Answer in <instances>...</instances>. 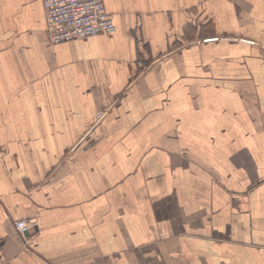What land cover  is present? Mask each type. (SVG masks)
Wrapping results in <instances>:
<instances>
[{
    "label": "crops",
    "instance_id": "1",
    "mask_svg": "<svg viewBox=\"0 0 264 264\" xmlns=\"http://www.w3.org/2000/svg\"><path fill=\"white\" fill-rule=\"evenodd\" d=\"M104 4L0 0V264H264V0Z\"/></svg>",
    "mask_w": 264,
    "mask_h": 264
},
{
    "label": "built area",
    "instance_id": "2",
    "mask_svg": "<svg viewBox=\"0 0 264 264\" xmlns=\"http://www.w3.org/2000/svg\"><path fill=\"white\" fill-rule=\"evenodd\" d=\"M47 34L51 44L81 40L115 31L111 14L104 0H44ZM20 234L28 232L25 220L15 223Z\"/></svg>",
    "mask_w": 264,
    "mask_h": 264
}]
</instances>
